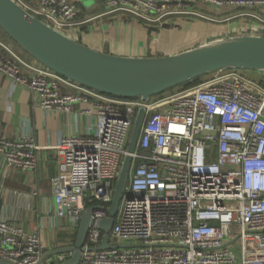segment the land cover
<instances>
[{
	"label": "built area",
	"instance_id": "built-area-1",
	"mask_svg": "<svg viewBox=\"0 0 264 264\" xmlns=\"http://www.w3.org/2000/svg\"><path fill=\"white\" fill-rule=\"evenodd\" d=\"M14 1L74 40V30L91 20L74 0ZM199 5L244 8L264 22L252 12L264 8V0H105L102 15L132 17L149 27L177 16L210 19ZM244 71L250 72L218 70L147 101L116 98L0 42V75L12 87L36 95L45 113H77L93 120L84 134H66L56 146L52 201L55 218L68 222L69 234L54 249L66 250L44 258L54 250L38 232L0 215V259L12 264L70 260L84 211L98 206L79 264H264V83ZM141 109L144 120L110 246L96 249L104 235L99 223L109 217ZM38 152L31 134L0 136L4 172L35 170Z\"/></svg>",
	"mask_w": 264,
	"mask_h": 264
},
{
	"label": "crops",
	"instance_id": "crops-1",
	"mask_svg": "<svg viewBox=\"0 0 264 264\" xmlns=\"http://www.w3.org/2000/svg\"><path fill=\"white\" fill-rule=\"evenodd\" d=\"M25 1L35 4L39 0ZM74 1L80 14L91 19L74 30L75 40L119 56L173 55L217 37L264 32V22L248 15L249 10L244 8L199 5L200 11L210 19L177 16L163 26L149 27L132 17L103 16L105 0ZM252 12L264 19V8ZM179 31L183 33L175 35ZM1 36L5 34L0 28V39ZM14 49L23 57L31 56L19 46ZM76 109H82V105L78 103ZM91 121L77 113H45L39 108L36 95L25 87H12L11 81L0 75V136L17 138L31 134L39 146L37 167L31 172H4L0 155V215L24 225L27 231L38 232L53 250L69 234L68 222L55 218L52 201L51 178L57 173L59 161L56 146L66 134H84Z\"/></svg>",
	"mask_w": 264,
	"mask_h": 264
},
{
	"label": "water",
	"instance_id": "water-1",
	"mask_svg": "<svg viewBox=\"0 0 264 264\" xmlns=\"http://www.w3.org/2000/svg\"><path fill=\"white\" fill-rule=\"evenodd\" d=\"M0 28L20 48L43 65L70 80L116 98L140 97L147 101L218 70L244 69L264 73V32L217 37L185 52L153 57H126L100 52L71 39L31 15L14 0H0ZM139 110L125 157L116 180L109 217L99 223L104 231L96 249L109 247L112 231L144 120ZM89 206L79 221L74 256L62 264H79L83 246L94 223ZM58 249L45 254L63 252ZM0 264H12L0 259Z\"/></svg>",
	"mask_w": 264,
	"mask_h": 264
},
{
	"label": "rangeland",
	"instance_id": "rangeland-1",
	"mask_svg": "<svg viewBox=\"0 0 264 264\" xmlns=\"http://www.w3.org/2000/svg\"><path fill=\"white\" fill-rule=\"evenodd\" d=\"M197 20V19H196ZM171 21H169V22H167V23H170ZM166 23V24H167ZM157 25H159V26H162L163 25V23L162 24H157ZM152 26H154V25H152ZM158 26V27H159ZM179 30H181V29H179ZM183 32L182 31H179V32H175V35H178V34H182ZM2 34V33H1ZM9 40H11V39H8L7 37H5V36H1V39H0V42H2V43H4V44H9L10 43V41ZM246 74H248L249 76H251L252 78H254V79H256V80H259V81H262L263 83H264V73H256V72H254L253 74L251 73L252 71H250V72H246V71H244Z\"/></svg>",
	"mask_w": 264,
	"mask_h": 264
},
{
	"label": "trees",
	"instance_id": "trees-1",
	"mask_svg": "<svg viewBox=\"0 0 264 264\" xmlns=\"http://www.w3.org/2000/svg\"><path fill=\"white\" fill-rule=\"evenodd\" d=\"M5 34V33H4ZM5 37H7L8 39H10L6 34H5ZM10 41V43L8 44V45H10L13 49L14 48H16L17 49V45H16V43H14L12 40H9ZM204 78V76L203 77H200V78H198V79H195V80H193L192 82H188V83H186V84H183V85H181V86H179V87H181V88H183V87H188L189 85H192V84H194V83H197V82H200L202 79ZM178 87V88H179ZM172 90H175V88L174 89H172ZM172 90H170V91H172ZM169 92V91H168ZM164 93H166V92H164ZM163 93V94H164ZM159 95H162V94H159ZM155 96H153V98H154ZM75 237V236H74Z\"/></svg>",
	"mask_w": 264,
	"mask_h": 264
}]
</instances>
